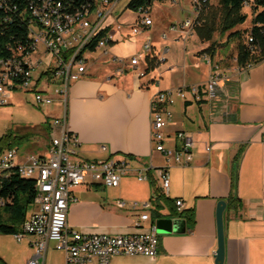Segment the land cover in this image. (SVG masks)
Listing matches in <instances>:
<instances>
[{
	"label": "crops",
	"instance_id": "obj_1",
	"mask_svg": "<svg viewBox=\"0 0 264 264\" xmlns=\"http://www.w3.org/2000/svg\"><path fill=\"white\" fill-rule=\"evenodd\" d=\"M167 1L184 14L179 18L169 19L158 27L153 18L154 4L158 1H153L149 9L152 25L135 36L130 35L129 26L137 20L136 12L128 9L127 4L122 9L117 6L114 19L122 25L121 30L115 34L118 41L108 45L106 53L96 51L89 55L85 75L70 87L66 108L68 129L79 141L76 148L78 158L97 160L125 157L131 159L130 166L133 170L151 166L149 176L160 190L157 168L163 166L164 159L153 152L150 146V98L158 91L203 85L210 74V66L206 62V66L203 65L198 60L204 62L202 57L196 56L210 42L199 41L195 29L185 39L180 37V32L170 31L172 25L180 24L192 16L191 0H176L177 3L164 0L159 3ZM183 2L186 5L183 6ZM208 2L213 4L210 0ZM247 8L249 7L243 8V13ZM125 11L130 14V20L121 21ZM193 35L204 47L186 51V42ZM227 36L228 33L225 36L227 50L222 53L219 49L215 53L217 58L221 57L218 62L225 57L229 60L230 56L234 62L231 67L220 65L223 76L227 78V109H224L221 101L176 100L178 107L175 104L172 106L173 119L165 129L166 135L179 130L186 131L194 141L192 164L184 168L170 167L169 187L167 191H161L164 197L172 201L181 199L182 210H194V229H186L184 234L160 235L158 254L153 258L144 255L118 256L109 264H215V206L217 201L229 195L233 161L242 146L236 189L240 205L224 212L223 264H264V61L242 72L235 62L236 43L227 42ZM146 40H150L152 45L149 54L144 53L142 48ZM123 41L127 42L122 43ZM129 47L131 51L126 50ZM177 51H181V54ZM138 54H142L144 58L137 68L132 69L127 60ZM188 54L192 57L186 58ZM115 58L123 59V74H116V69L121 64L114 62ZM146 58L157 59V66L148 73H145ZM186 59L194 68L199 69L192 83H186L185 78L178 85L162 80L164 74L178 68V61L183 62L184 69ZM108 62L113 70L109 75L91 70L94 64ZM140 71H144V77L137 75ZM58 107L55 105L50 108L49 112L54 115L48 116L47 112L48 119L58 118L63 114ZM167 145L171 146L172 142L169 141ZM207 148H210L209 151ZM27 155L29 154L21 156L24 158ZM158 159L160 163L156 164ZM146 175L147 180L138 181L135 171H131L122 177L118 187L112 189L113 187L102 184L99 174H88L84 183L72 190L77 201L69 206L68 227L87 234L125 235L146 231L150 224H154L150 213L154 208V200L151 199L155 196L148 174ZM119 201L125 204L120 206ZM131 202H152L151 208L146 212L149 214V221L139 222V227L135 223L143 211L132 210L128 206ZM29 213L27 211L28 215ZM159 213L162 218H175L169 216L166 206ZM33 240L30 236L20 241L15 240L18 245L12 253L14 259L24 260L26 264L34 254L31 244ZM0 259L7 264L1 254ZM46 261L47 253L44 264Z\"/></svg>",
	"mask_w": 264,
	"mask_h": 264
},
{
	"label": "built area",
	"instance_id": "obj_2",
	"mask_svg": "<svg viewBox=\"0 0 264 264\" xmlns=\"http://www.w3.org/2000/svg\"><path fill=\"white\" fill-rule=\"evenodd\" d=\"M208 1L191 0L192 16L172 25L170 31L180 32L183 39L191 35L201 23ZM120 2L122 0H0V107L8 106L13 93L21 92L30 94L37 107L58 105L63 112L60 117L48 120L49 139L42 153L22 158L16 146L0 148V177L16 170L35 184L32 210L13 235L16 241L26 236L34 238L31 243L34 254L26 264H44L50 243L64 255V264H109L118 256L153 258L158 254L160 235L154 224H150L146 231L125 235L87 234L67 225L69 206L77 201L72 190L83 184L88 174H99L105 187L115 188L131 171H135L138 181L147 180L146 174L151 168L142 166L133 170L131 159L125 157L78 158L76 148L79 141L67 124L69 90L85 75L89 55L96 51L106 53L108 45L118 41L115 34L122 25L115 22L114 12ZM172 2L177 3L176 0ZM244 7L249 6L245 4ZM149 9L150 6H146L134 10L138 17L129 26L131 36L152 25ZM24 32H31V39H24ZM251 42L248 35L246 43ZM142 48L144 53H151L150 40H146ZM143 58L142 54L135 55L127 64L132 69L137 68ZM202 59L210 66L209 77L203 85L158 91L150 98V146L164 159L163 166L157 168L162 192L169 187L168 169L188 167L194 159V141L190 133L179 130L166 135L165 132L173 119L171 108L176 100L221 101L225 110L228 106L227 78L223 76L220 64L207 54ZM113 61L121 64L116 74H123V59ZM249 67L239 69L245 72ZM8 71H16V80H6ZM137 75L141 78L145 73L140 71ZM169 141L171 146L167 145ZM154 199L155 196L151 200ZM151 203L128 204L132 210L143 211L136 227L139 222L149 221L146 212ZM124 204L119 201L120 206ZM174 206L177 212H181L183 201L176 199Z\"/></svg>",
	"mask_w": 264,
	"mask_h": 264
},
{
	"label": "trees",
	"instance_id": "obj_3",
	"mask_svg": "<svg viewBox=\"0 0 264 264\" xmlns=\"http://www.w3.org/2000/svg\"><path fill=\"white\" fill-rule=\"evenodd\" d=\"M153 1L162 2L164 0H130L127 8L134 11L139 7L150 6ZM245 4L249 6L252 15L251 27L248 31L236 30L246 21L247 16L243 13ZM216 32H219L220 35L228 33L227 42L234 41L236 43L235 62L238 67L260 64L264 61V0H216L215 5L207 4L205 15L201 16V23L195 28V34L199 41L210 42L202 52L208 53L211 59L216 53L215 45L211 42ZM248 35L252 42L247 44L245 37ZM146 61L145 73H148L157 66V59L146 58ZM49 130L48 120L37 130L27 129L20 133L8 130L0 136V148L20 146L36 135L49 139ZM242 152L243 146L238 149L233 161L229 195L225 199H220L226 202L227 210L236 209L240 205V200L236 197V189L238 164ZM150 172L149 169L147 171L148 179L155 193L154 208L150 213L151 220L161 218L162 215L159 211L163 206H166L169 216L181 219L185 223L186 229L192 231L195 226L194 210L177 212L174 201L164 197L161 190L155 186V181L149 176ZM35 194L34 182L20 176L16 170H11L6 176L0 177V201L2 202L0 205V235L13 236L20 230ZM0 264H4L1 259Z\"/></svg>",
	"mask_w": 264,
	"mask_h": 264
},
{
	"label": "rangeland",
	"instance_id": "obj_4",
	"mask_svg": "<svg viewBox=\"0 0 264 264\" xmlns=\"http://www.w3.org/2000/svg\"><path fill=\"white\" fill-rule=\"evenodd\" d=\"M129 0H122V2L119 4L118 9L125 8V5L127 4ZM211 3L216 4V0H210ZM169 1L160 4L159 2H155L154 4V14L153 18L155 20V23L158 27H161L164 23L169 21V19L173 18H179L184 14L183 12H179L177 8L172 7L169 5ZM184 4V2L182 3ZM244 11V10H243ZM245 14L247 16L246 21L239 25L237 28L240 31L249 30L251 27V19L252 15L250 12V9L247 8L245 11ZM130 14L125 11L123 14L121 21H127L130 20ZM226 34L220 35L219 32L214 33L212 38V43H214L216 52L220 49L222 53L227 50L228 45L225 41ZM247 39V36L245 37V40ZM195 41V43H194ZM225 41V42H224ZM126 43L127 41H123L122 43ZM204 47V44L200 43L196 40L195 35H193L192 39L186 42V51L189 50H196L198 48ZM127 51H131L130 47L126 49ZM177 53L180 55L181 51H177ZM205 52H202L201 50L196 53L197 57H202ZM187 57H192V55L188 54ZM220 56L217 58V54L214 55L213 60L217 63H219L223 67H231L234 65V62H232V56L229 57V60L226 59V57L221 59L222 61L218 62V59L220 60ZM200 62H202L203 65L206 66L205 61L198 59ZM128 61V60H127ZM126 61V62H127ZM182 61H178L177 66L178 68L172 72H167L163 75L162 80L164 82H170L171 84L178 85L181 84L183 81V78H185L186 83H192L196 75L199 72V69L194 68L191 65V62L186 59V66L184 69H182ZM100 66V67H99ZM93 67V68H92ZM91 70L95 73H103L110 74L113 73L112 68L110 67L109 62L108 63H102L100 65L94 64L92 66ZM54 106H51L49 108L46 107H37L32 99V96L30 94H24L21 92H15L12 95L11 103L8 106L0 107V136L3 135L6 131L11 130L14 133H20L23 132V130H30L34 129L37 130L39 126H41L45 121L49 120L46 116V113L49 112L50 108ZM175 107H178V103L175 104ZM59 108V107H58ZM57 114V112H55ZM48 116H53L54 113L47 114ZM48 144V139H45L41 135H36L31 137L29 141H26L20 146H17V149L21 155L29 154V155H36L38 153H42ZM156 164L160 163V160H156ZM115 189V188H112ZM103 191V190H100ZM32 207L29 206L28 213L31 211ZM18 242H16L13 239V236H1L0 235V254L3 255L4 260L7 264H24V260L20 259H14L13 252L17 248ZM46 264H63V254L60 251L55 250L53 243L49 244L48 252H47V261Z\"/></svg>",
	"mask_w": 264,
	"mask_h": 264
},
{
	"label": "water",
	"instance_id": "obj_5",
	"mask_svg": "<svg viewBox=\"0 0 264 264\" xmlns=\"http://www.w3.org/2000/svg\"><path fill=\"white\" fill-rule=\"evenodd\" d=\"M226 210V202L219 200L215 206V222H216V237L217 248L214 254V263L223 264L225 257V242H224V229L223 218ZM156 232L159 235L168 234H184L186 231L185 223L179 218H158L154 220Z\"/></svg>",
	"mask_w": 264,
	"mask_h": 264
},
{
	"label": "bare ground",
	"instance_id": "obj_6",
	"mask_svg": "<svg viewBox=\"0 0 264 264\" xmlns=\"http://www.w3.org/2000/svg\"><path fill=\"white\" fill-rule=\"evenodd\" d=\"M24 39H31V32H24ZM0 65H1V56H0ZM6 80H16V71H8V73H6ZM20 176L26 178V175H20Z\"/></svg>",
	"mask_w": 264,
	"mask_h": 264
}]
</instances>
